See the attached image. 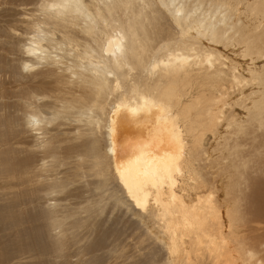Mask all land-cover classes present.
<instances>
[{"label":"bare ground","instance_id":"bare-ground-1","mask_svg":"<svg viewBox=\"0 0 264 264\" xmlns=\"http://www.w3.org/2000/svg\"><path fill=\"white\" fill-rule=\"evenodd\" d=\"M0 5L29 16L9 163L46 264H264V0Z\"/></svg>","mask_w":264,"mask_h":264},{"label":"rangeland","instance_id":"rangeland-1","mask_svg":"<svg viewBox=\"0 0 264 264\" xmlns=\"http://www.w3.org/2000/svg\"><path fill=\"white\" fill-rule=\"evenodd\" d=\"M0 1H3V0H0ZM2 7V8H1ZM0 9H2V10H4V9H6L5 8V6H3V5H0ZM9 12L8 11H6L5 12V14L4 13H2V14H0V26H4L5 25V27H15V25L17 26V25H19L18 27H16L15 28V31H19L20 30V32H13V35L12 34H8V32L9 33H11L9 30H8V28H7V30H6V28H5V34H3L4 33V31H3V28H0V29H2V30H0V33H1V35H0V101H2L3 99V101H4V103L6 104V106L4 105V103H3V101L2 102H0V140L2 139V141H3V144H2V141L0 142V195L1 194H3V193H5V192H9V196L7 197V201L6 202H3V199L0 197V209H1V207H3V205L4 204H8V206L9 207H7V206H4V207H6V208H8V210H6L5 211V216L3 217V218H1L0 217V258L2 259V260H6L9 256H11V255H13V257H15L16 255L17 256H19L18 254H20V255H23V253H25L24 255H26V257L28 256V257H30V256H32V255H36V257H34L32 260L34 261H32V260H30L31 262H32V264H46L43 260H42V258L40 257V255H38L39 254V249H38V247H37V245L34 243V238H33V235L31 234V231H32V229L35 227V226H37V225H40V223L41 222H39V220L38 219H36V218H34L33 216H31V213L32 214H34V212H32V209H31V205H29L28 206V203L27 202H25V199H17L16 197H17V195H16V191H18V189H19V186L17 185V183H18V181H19V179L21 178V174H17V175H15L17 172H14L15 171V166L14 165H12L11 163H9V161L10 160H15V161H23L26 157H27V155L25 154V153H23V151L24 150H29V149H32V148H34L35 147V145L32 143V145L31 146H23V148H22V146L21 147H19V146H17V145H12V141L9 139V137H10V132H11V130H12V126H11V124L12 123H10V121H9V119H10V117H11V121L13 122L14 121V125H15V120H16V118L15 117H17L18 116V114L20 113L19 112V109H18V107L17 106H15V104H16V102L18 101V97H16L17 96V94H19V92H16V90L17 89H19L20 91H21V89L23 88V87H25L24 89H27V87H26V85H24L23 83H22V79L21 78H19V80H21V84L20 83H18V82H16L15 81V83H14V80L12 79V76H9L10 75V73L8 72V69H9V67H11V63L13 62V64L14 65H16V64H18L19 62H22V60H21V58L23 57V54L22 53H20L19 52V50H17V48L19 47H21L22 45H26V42H24V40L23 41H19V37H21L22 35L25 37V35H27V30H23V29H25L26 27H27V23H28V18H29V16L28 15H21V16H19V17H17L16 15H9L8 14ZM28 16V17H27ZM17 17V18H16ZM3 18V19H2ZM15 20V19H17V20H19V21H17V20H13V19ZM19 18V19H18ZM24 18H27V19H24ZM4 21V22H3ZM17 21V22H16ZM24 27V28H23ZM20 28V29H19ZM14 29V28H13ZM6 32H7V34H6ZM7 35V36H6ZM8 35H11V36H14V37H12V38H10ZM16 35V36H15ZM6 36V37H5ZM3 37V38H2ZM9 37V38H8ZM16 37V38H15ZM7 38L8 39H15L14 41H13V43L16 41V39H17V41H19V42H17V43H14V45H13V43L12 42H8V41H10V40H8L7 41ZM3 39H5V40H3ZM3 40V41H2ZM7 42V43H6ZM4 43H6V44H4ZM9 43H11V44H9ZM15 44L18 46V47H16L15 46ZM2 45H3V47H5V48H3L2 47ZM5 45H7V46H5ZM16 48H12L13 46ZM12 46V47H11ZM23 47V46H22ZM8 50H7V49ZM6 49V50H5ZM12 49H14V50H12ZM12 52H11V51ZM14 51H18V54H17V52H14ZM8 52V55H10L11 53H13V54H11L10 56H8L6 53ZM9 52H11V53H9ZM17 54V55H16ZM21 55V56H20ZM19 56H20V59H19ZM25 56V55H24ZM5 57H7L6 59H5ZM17 59H16V58ZM23 58H26V56L25 57H23ZM22 58V59H23ZM9 59L11 60L10 62L11 63H9ZM14 59V60H13ZM7 60V61H6ZM15 61H18V62H16L15 63ZM9 64H10V66H9ZM5 65H6V67H5ZM13 65V66H14ZM8 66V67H7ZM5 67V68H4ZM2 70H5L4 72L7 74H3V71ZM26 73L27 72H24V75H26ZM8 76H9V78H8ZM17 83H18V85H17ZM21 85H24L23 87L20 86ZM30 85V84H29ZM28 85V87H30ZM33 85V84H32ZM14 88H16L15 89V92H14V90H12V89H14ZM5 89V90H4ZM11 89V90H10ZM31 89V88H30ZM8 91L7 92V94H6V96H8V99H7V97H5V93H1V91L2 92H4V91ZM29 90V89H28ZM27 91V90H26ZM24 92H25V90H24ZM13 93V94H12ZM15 94H16V96H15ZM3 95V96H2ZM10 95V96H9ZM2 97V98H1ZM3 97H5V98H3ZM10 97H11V99H10ZM5 100H7V101H5ZM17 100V101H16ZM9 101H11V103L12 102H14L15 101V103H13V104H11ZM3 103V104H2ZM15 106V107H14ZM4 107H6L5 109H4ZM16 107H17V109H16ZM11 108V109H10ZM13 108H15L16 109V111H15V109H13ZM8 111H10V114H11V116L9 115V113H8ZM15 112H16V115H15ZM4 113V114H3ZM5 113H7L6 115H7V119H5V117H6V115H5ZM13 113H14V115H13ZM2 114H3V116H4V118H2L3 116H2ZM2 116V117H1ZM14 117V118H13ZM4 119V120H3ZM15 119V120H14ZM9 125H8V124ZM13 125V126H14ZM11 126V127H10ZM8 127V128H7ZM2 129V130H1ZM8 129V130H7ZM8 131H9V134H8ZM1 132H2V134H1ZM2 137V138H1ZM5 141V142H4ZM10 142H11V144H10ZM28 142H30V140L28 139ZM211 142L212 141H209L207 144H206V149H210V147L209 146H211ZM9 145H10V147H9ZM208 145V146H207ZM7 146V147H6ZM11 146H12V148H11ZM13 146H14V148H13ZM3 147H4V149H3ZM9 147V148H8ZM16 148V149H15ZM20 148V149H19ZM27 148V149H26ZM64 148V147H63ZM62 148V149H63ZM11 149V150H10ZM23 149V150H22ZM65 149V148H64ZM63 149V151L65 152H63L64 153V155H63V157L65 156V157H67L66 156V152L68 153V151H66V149L64 150ZM12 151V152H11ZM62 151V150H61ZM62 153V154H63ZM13 156V157H12ZM20 157V158H19ZM12 158V159H11ZM10 159V160H9ZM9 165L11 166V167H9ZM222 179V181H223V178L222 177H220L219 178V180H221ZM222 181L220 182V185L222 184ZM5 185H7V186H5ZM11 195V196H10ZM14 198H16V199H14ZM12 200H16V202H14V201H12ZM11 201V202H10ZM14 202V203H13ZM20 202V203H19ZM15 204V205H14ZM20 205V206H19ZM21 205H23L24 207H21ZM27 205V206H26ZM75 207V206H74ZM1 212H3V210H1L0 211V213ZM15 218L16 220H20V222L19 223H15V221H13V218ZM36 220V221H34V219ZM35 223H36V225H35ZM106 227V226H105ZM105 227H103V228H105ZM4 228V229H3ZM99 229H101V228H99ZM4 230V231H3ZM96 230H98V229H96ZM14 235V236H13ZM95 237V235L93 236V238ZM12 240H11V239ZM17 239V240H16ZM134 239H131V240H128L127 241V243H125V248H124V246H123V248H122V252L123 253H125L126 255L127 254H129V255H133L134 253H135V246H136V240H135V242L133 241ZM130 241H131V243H130ZM3 244H2V243ZM14 242V243H13ZM133 242V243H132ZM9 243V244H8ZM130 243V244H129ZM134 243H135V245H134ZM7 244V245H6ZM21 244V245H20ZM19 245V246H18ZM23 245V246H22ZM132 245H134V246H132ZM12 246V247H11ZM16 246V247H15ZM18 247V248H17ZM3 248V249H2ZM14 248V249H13ZM17 248V249H16ZM29 248H31V249H29ZM129 248V249H128ZM133 248V249H132ZM12 249V250H11ZM130 250L129 252H126V251H128V250ZM15 250V251H14ZM26 250H28V253H27V251ZM133 250V251H132ZM12 251V252H11ZM8 252V253H7ZM15 252H17V254L15 253ZM131 252V253H130ZM12 253V254H11ZM133 253V254H132ZM9 254H11V255H9ZM4 255V256H3ZM137 254L135 253V255H133V258L136 256ZM38 256V257H37ZM6 257V258H5ZM0 259V264H2L4 261H2ZM41 260V261H40ZM2 261V262H1ZM40 261V262H39ZM133 261V259L131 260V261H128L127 263H130V262H132ZM4 264V263H3Z\"/></svg>","mask_w":264,"mask_h":264}]
</instances>
